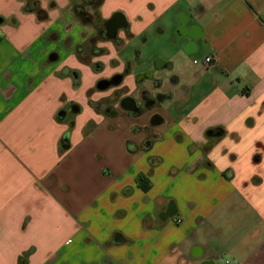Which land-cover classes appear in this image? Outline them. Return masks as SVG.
<instances>
[{
    "label": "crops",
    "instance_id": "1",
    "mask_svg": "<svg viewBox=\"0 0 264 264\" xmlns=\"http://www.w3.org/2000/svg\"><path fill=\"white\" fill-rule=\"evenodd\" d=\"M88 1L0 0V264H264V0ZM126 66L173 85L144 146Z\"/></svg>",
    "mask_w": 264,
    "mask_h": 264
},
{
    "label": "flooded vegetation",
    "instance_id": "2",
    "mask_svg": "<svg viewBox=\"0 0 264 264\" xmlns=\"http://www.w3.org/2000/svg\"><path fill=\"white\" fill-rule=\"evenodd\" d=\"M90 1H92V4H90L92 7H96V0H89L88 3H90ZM83 11V17L84 19H86L85 21L88 22H94L95 19H97L96 17H93L94 15H91V13H89L88 11H86L84 9V7L82 8ZM110 19L108 20H103L100 24L98 23L96 26H94V35H92L89 38V46L92 47L95 44V41L97 39V37H101L104 39H111V38H117V32L111 36L110 34L113 33V30L111 28V23L109 22ZM93 51V50H91ZM87 56V55H85ZM98 66V65H96ZM129 70V66H126L125 69L121 72L124 75L127 74ZM120 72H116L111 74L110 76H106L103 77L101 79L98 80L97 82V89H99L100 91H108L110 90L112 93L111 95H107L105 97V101L103 103L104 105V110L105 111H109V110H114L116 113V110L113 107V103L112 101L114 99H117V104L120 108H123L122 105V101L127 98V97H132L135 101V109L134 110H128L130 113H138L141 114L143 113L147 108L149 109H153L155 107H159L160 106V101L162 99H164L165 95H161L159 93H156L155 95H151L147 90H140L137 96H133L130 94H123L124 92L121 91L120 83L119 84H114L113 81H115L118 78V74H121ZM148 75V73H144L142 75V77H146ZM80 110V106L77 104H73L72 106H70L68 109H66L67 111H65V115L68 117L69 116H73L75 115L77 110ZM124 109V108H123ZM156 114H159L162 116V113L160 111H155L154 114L152 115V117ZM152 117L150 119V124L143 127V131L144 133H146V136L144 138V140L142 141V145L144 146L146 143L152 141L155 137H156V133L153 131V128L156 127L157 125L160 124H156L153 125L152 122ZM163 118V116H162Z\"/></svg>",
    "mask_w": 264,
    "mask_h": 264
},
{
    "label": "water",
    "instance_id": "3",
    "mask_svg": "<svg viewBox=\"0 0 264 264\" xmlns=\"http://www.w3.org/2000/svg\"><path fill=\"white\" fill-rule=\"evenodd\" d=\"M109 22L111 23V28L113 30V33L110 34L111 36H113L119 28H125L127 26V23H126V20H125L123 14L119 13V12L115 13L111 17ZM50 59L52 60V59H54V57L51 56ZM122 79H123V74H118V78L115 81H113V83L119 84L122 81ZM122 105H123V108L126 110H134L135 109V101L132 97L125 98L122 101ZM162 121H163L162 116L159 114H156L152 117L151 123L153 125H156V124H160ZM222 132L223 131L221 129H211L208 131V134L210 136H220L222 134Z\"/></svg>",
    "mask_w": 264,
    "mask_h": 264
},
{
    "label": "rangeland",
    "instance_id": "4",
    "mask_svg": "<svg viewBox=\"0 0 264 264\" xmlns=\"http://www.w3.org/2000/svg\"><path fill=\"white\" fill-rule=\"evenodd\" d=\"M86 6L87 7H90V10L92 9L91 8V5H90V3H86ZM93 17H96L97 18V13H95L94 12V16ZM102 21L101 20H98V18L97 19H95L94 20V26H96L98 23L100 24ZM136 43H137V41H136ZM140 63L138 64V67H137V69H140V70H146V67H143L144 65L142 64V61H139ZM188 65H189V63H188ZM95 67H97L96 66V64H95ZM140 70H138V71H136V73L134 72L133 74H132V78H131V81H130V85H129V90H128V93H131V92H133L134 90H135V87H136V82L139 80V72H140ZM171 86H173V85H171L170 84V80H168V83H167V87H165V88H160V90H159V94H161V95H165L166 96V89L168 88L169 89V87H171ZM104 94H106L105 96H107V95H111L112 96V93H111V91L110 90H108V91H104ZM160 105L163 107V108H168L169 106H170V99L169 98H164V99H162L161 101H160ZM152 115H153V113H151V109H149V108H147L145 111H144V115H143V119L145 118V119H147V120H149V118L151 119V117H152ZM167 121L166 120H164V118H163V121H162V123L160 124V125H157V127L158 126H162V127H166L167 126ZM165 125V126H164ZM161 127V128H162ZM157 134V133H156ZM159 137V135L157 134L156 135V137L155 138H158ZM154 138V139H155Z\"/></svg>",
    "mask_w": 264,
    "mask_h": 264
},
{
    "label": "built area",
    "instance_id": "5",
    "mask_svg": "<svg viewBox=\"0 0 264 264\" xmlns=\"http://www.w3.org/2000/svg\"><path fill=\"white\" fill-rule=\"evenodd\" d=\"M213 60H214V57L212 55H209V56L203 57L202 59L194 58L193 63L197 65L198 64H210Z\"/></svg>",
    "mask_w": 264,
    "mask_h": 264
},
{
    "label": "trees",
    "instance_id": "6",
    "mask_svg": "<svg viewBox=\"0 0 264 264\" xmlns=\"http://www.w3.org/2000/svg\"><path fill=\"white\" fill-rule=\"evenodd\" d=\"M101 2V0H99V2H95L96 3V7L95 8H97L98 7V3H100ZM90 4H92V1H90ZM76 14L78 15V17L82 20V21H84V20H86V19H84V15H83V11H82V9L81 8H76ZM144 189H146V187H143Z\"/></svg>",
    "mask_w": 264,
    "mask_h": 264
}]
</instances>
